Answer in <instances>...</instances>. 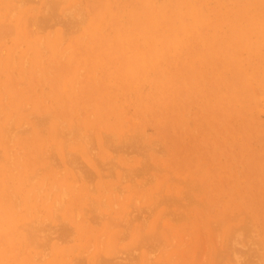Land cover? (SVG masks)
<instances>
[{"label": "rangeland", "instance_id": "1", "mask_svg": "<svg viewBox=\"0 0 264 264\" xmlns=\"http://www.w3.org/2000/svg\"><path fill=\"white\" fill-rule=\"evenodd\" d=\"M17 1L0 2V264H264V0Z\"/></svg>", "mask_w": 264, "mask_h": 264}, {"label": "bare ground", "instance_id": "2", "mask_svg": "<svg viewBox=\"0 0 264 264\" xmlns=\"http://www.w3.org/2000/svg\"><path fill=\"white\" fill-rule=\"evenodd\" d=\"M27 1H28V0H27ZM27 1H26V2H27ZM37 1H38V0H37ZM0 2H1V0H0ZM13 2H14V1H13ZM26 2L24 1V4H25ZM35 2H36V1H35ZM65 2H66V1H65ZM1 3H2V2H1ZM8 3H9V2H8ZM16 3H17V5H19L20 3L23 4V2H21V0H20L19 4H18V1H17ZM52 3H53V2H52ZM57 3H58V2H57ZM63 3H64V2H63ZM63 3H61V4H63ZM2 4H3V3H2ZM5 4H6V3H5ZM22 4H20V5H22ZM24 4H23V5H24ZM35 4H36V3H35ZM37 4H38V2H37ZM44 4H47L46 1H45ZM50 4H51V3H50ZM58 4H59V3H58ZM64 4H65V3H64ZM208 4H209V3H208ZM17 5H16V8H19L20 6H17ZM41 5H42V4H41ZM47 5H48V4H47ZM54 5H56V4H54ZM75 5H76V4H75ZM167 5H168V4H167ZM76 6H77V5H76ZM45 7H46V6H45ZM50 7H51V6H50ZM55 7L58 8L57 5H56ZM72 7H74V6H72ZM1 8H2V7H1ZM14 8H15V6H14ZM46 8H47V7H46ZM57 8H56V10H57ZM71 9H72V8H71ZM0 10H3V9H0ZM11 10H12V12L9 13V14H10V16H13L12 13H13V11L15 12L16 10H15V9H10V11H11ZM40 10H41V9H40ZM46 10H48V9H46ZM56 10H55V11H56ZM76 10H80V7H79V9H76ZM7 11L9 12V9H7ZM51 11H53V10H51ZM65 11H67V10H64V12H65ZM69 11H70V10H69ZM28 12H29V11H28ZM53 12H54V11H53ZM72 12H73V11H72ZM76 12H77V11H76ZM55 13H57V12H55ZM62 13H63V11H62ZM20 14H21V13H20ZM20 14H19V15H20ZM23 14H24V13H23ZM65 14H66V13H65ZM68 14H69V12H68ZM7 15H8V14H7ZM44 15L46 16V14H44ZM49 15H50V14H49ZM190 15H191V14H190ZM17 16H18V15H17ZM41 16H42V15H41ZM58 16H59V15H58ZM61 16H62V15H61ZM68 16H69V15H68ZM74 16H75V15H74ZM78 16H79V15H78ZM187 16H188V15H187ZM38 17H39V16H38ZM42 17H44V16H42ZM49 17H50V16H48L47 18H49ZM51 17H52V16H51ZM65 17H66V16H65ZM0 18H2V17L0 16ZM11 18H12V17H11ZM44 18H45V17H44ZM54 18H55V17H54ZM56 18H57V17H56ZM68 18H69V17H68ZM75 18H76V17H75ZM77 18H78V17H77ZM79 18H80V17H79ZM174 18H175V17H174ZM190 18H191V17H190ZM34 19H35V18H34ZM51 19H52V18H51ZM73 19H74V18H73ZM84 19H85V18H84ZM166 19H167V18H166ZM4 20H5V19H4ZM6 20H7V19H6ZM36 20L39 21V22L41 21L40 19H37V17H36ZM43 20H45V19H43ZM47 20L49 21V19H47ZM47 20H45V22H47ZM54 20H55V19H54ZM71 20H72V19H71ZM74 20H75V19H74ZM167 20H168V19H167ZM26 21H27V20H26ZM32 21H33V20H32ZM32 21H30V20H29V22L27 21V24H26L27 26H26V28H27L30 24H33V23H34L33 25H34L35 27H37V25L35 24L36 21L34 20L33 23H30V22H32ZM60 21H61V20H60ZM72 21H73V20H72ZM81 21H83V20H81ZM129 21H130V19H129ZM107 22H108V21H107ZM28 23H30V24L28 25ZM53 23H54V22H53ZM56 23H57V22H56ZM62 23H63V22H62ZM76 23H77V22H76ZM4 24H5V25H4ZM4 24H3V25H4L3 28L6 27V26H7V27L9 26L8 24L6 25V21L4 22ZM37 24L39 25V23H37ZM45 24L48 25V23H45ZM40 25H41V24H40ZM42 25H44V22H43V21H42ZM42 25H41V26H42ZM49 25H50V24H49ZM61 25H62V24H61ZM64 25H65V24H64ZM77 25H78V24H77ZM12 26H13V25H12ZM12 26L10 25L9 28L12 29V31H13V27H12ZM31 26H32V25H31ZM34 26H33V27H34ZM54 26H55V25H54ZM65 26H66V25H65ZM79 26H80V24H79ZM79 26H78V27H79ZM88 26H89V25H88ZM192 26H193V24H192ZM21 27H22V24H21ZM33 27H32V28H33ZM38 27H40V26H38ZM42 27L45 28V25L42 26ZM69 27H70V26H69ZM0 28H1V26H0ZM9 28H8V29H9ZM32 28H31V29H32ZM52 28H53V27H52ZM61 28H62V27H61ZM10 29H9V30L5 29V30L9 33V31H11ZM39 29H40V28H39ZM48 29H49V28H48ZM129 29H130V28H129ZM2 30H3L4 32H6L4 29H2ZM21 30H22V28H21ZM21 30H20V31H21ZM45 30H46V29H45ZM69 30H70V29H69ZM91 30H93V29L91 28ZM98 30H99V29H98ZM130 30H131V29H130ZM12 31H11V33H12ZM20 31H19V32H20ZM26 31L28 32V29H27ZM29 31H30V30H29ZM31 31H32V30H31ZM31 31L28 32V37H29V33H31ZM38 31H39V30H38ZM42 31H43V30H42ZM42 31H41V32H42ZM4 32H3V33H4ZM49 32H50V30H49ZM67 32H68V31H67ZM69 32H70V31H69ZM130 32H131V31H130ZM8 33H7L6 37L12 35V34H10V33H9V34H10V35H9ZM50 33H51V32H50ZM50 33H49V34H50ZM75 33H76V32H75ZM0 34H2V31L0 32ZM31 34H33V33H31ZM62 34H63V32H62ZM3 35H4V34H3ZM3 35H0V38H1V37L3 38ZM17 35H19V34H17ZM24 35H25V33H24ZM67 35H68V34H67ZM126 35H127V34H126ZM126 35H125V37L128 36V35H127V36H126ZM19 36H20V35H19ZM64 36H65V35H64ZM22 37H24V36H22ZM30 37H31V36H30ZM30 37H29V38H30ZM89 37H90V36H89ZM208 37H209V36H208ZM2 38H1V39H2ZM19 38H20V37H19ZM2 40H3V39H2ZM5 40H6V39H5ZM126 40H127V39H126ZM2 42H3V41H2ZM210 42H211V41H210ZM129 44H130V43H129ZM145 44H146V43H145ZM20 45H21V44H20ZM39 45H42V44H39ZM21 46H22V45H21ZM57 46H58V45H57ZM57 46H56V47H57ZM17 47H18V46H17ZM15 48H16V47H15ZM16 49H17V48H16ZM39 49H40V50H39L40 53H41V50H43V51L45 50V49L42 48V46H41V48L39 47ZM111 49H112V48H111ZM2 50H3V49H2ZM1 52H2V51H1ZM15 52H17V50H16ZM15 52L11 53L10 55L14 56V53H15ZM42 53L44 54L45 52H42ZM16 54H17V53H15V55H16ZM111 56H112V55H111ZM115 56H116V55H115ZM113 57H114V55H113ZM10 58H11V57H10ZM13 58H14V57H12V65L15 64V62H13ZM22 59H23V57H22ZM125 60H126V59H125ZM10 61H11V60H9V63H10ZM26 63H27V62H25V64H26ZM148 63H149V62H148ZM10 64H11V63H10ZM10 64H8V66H10ZM118 64H119V63H118ZM39 65H40V64H39ZM39 65H38V66H39ZM41 67H42V66L40 65L39 68L41 69ZM8 68H9V67H8ZM23 68H24V67H23ZM23 68H22V70H23ZM144 68H145V67H144ZM35 69H36V68H35ZM114 70H116V69H114ZM8 71H9V70H8ZM8 71H7V73H8ZM36 71H37V70H36ZM105 71H106V70H105ZM10 72H11V71H10ZM22 72H23V73H22ZM22 72H21V73L24 75L25 72H24V71H22ZM111 73H112V71H111ZM8 74H9V76H10V73H8ZM11 74L14 76V73H11ZM22 74H20V75H22ZM37 74H38V73H37ZM133 74H134V72H133ZM108 75H109V74H108ZM24 76H25V75H24ZM10 77H11V76H10ZM14 77H15V76H14ZM112 77H113V76H112ZM147 77H148V76H147ZM12 78H13V77H12ZM12 78H11V79H12ZM23 78H24V77H23ZM24 79H25V78H24ZM6 80H7V79H6ZM23 81H24V80H23ZM109 81H110V80H109ZM109 81H107V82H109ZM16 82H17V81H16ZM135 82H136V81H135ZM143 82H144V81H143ZM112 83H113V82H112ZM144 83H145V82H144ZM8 84L10 85L9 82H8ZM17 84H19V83L17 82L16 85H17ZM74 84H75V83H74ZM132 84H135V83L133 82ZM136 84H137V83H136ZM149 84H150V83H149ZM149 84H147V85H149ZM9 85H8V86H9ZM12 85L14 86L13 83H12ZM12 85H11V86H12ZM22 85H23V84H22ZM115 85H116V84H115ZM13 86H12V87H13ZM19 86H20V85H19ZM134 86H135V85H134ZM134 86H133V87H134ZM9 87H10V86H9ZM12 87H11L10 89H12ZM14 87H15V86H14ZM133 87H132V88H133ZM135 87H137V86H135ZM15 88L17 89V87H15ZM115 88H116V87H115ZM132 88H130V89H132ZM150 88H151V87H150ZM156 88H157V87H156ZM133 89H134V88H133ZM139 89H140V88H139ZM151 89H152V88H151ZM0 90H1V89H0ZM119 90H120V89H119ZM10 91H11V90H10ZM131 91H132V90H131ZM142 91H143V90H142ZM146 91H147V90H146ZM1 92H2V90H1ZM117 92H118V91H117ZM149 92H150V91H149ZM1 94H2V93H1ZM4 94H5V93H4ZM129 94H130V93H129ZM257 94H258V93H257ZM2 95H3V94H2ZM132 95H133V94H131V96H132ZM136 95H137V94H136ZM102 97H103V96H102ZM3 98H4V97H3ZM3 98H1V99H3ZM129 99H130V98H129ZM132 100H133V99H132ZM3 102H4V101H3ZM42 102H43V100H42ZM44 102H45V101H44ZM28 103H29V102H28ZM5 104H6V103H5ZM24 105H25V104H24ZM24 105H23V106H24ZM21 106H22V104H21ZM21 106H20V107H21ZM26 106H27V105H26ZM26 106H24V107H26ZM2 107H3V104H2ZM4 107H5V105H4ZM27 107H28V106H27ZM27 107L25 108V110H27ZM7 108H8V107H5V109H7ZM3 109H4V108H3ZM3 109H2V110H3ZM149 111H150V110H149ZM43 115H44V114H43ZM43 115H42V117H40L41 119L43 118ZM45 115H48V114L45 113ZM185 115H186V114H184V116H185ZM33 116H34V115H33ZM121 116H122V115H121ZM44 117L47 118V120H48V116H47V117L44 116ZM185 117H186V116H185ZM12 118H13V117H12ZM49 118H50V116H49ZM130 118H131V117H130ZM252 118H253V117H252ZM53 119H54V118H53ZM10 120H11V119H10ZM10 120H9L8 122H10ZM22 123L24 124V121H23ZM22 123H21V127L23 126ZM47 123H48V122H47ZM58 123H59V124H58ZM58 123H57V124L60 125V121H59V120H58ZM42 124H45V123L42 122ZM61 124H63V123H61ZM189 124H190V123H189ZM7 125H8V124H7ZM7 125H6V126H7ZM46 125H47V124H45L44 126H46ZM6 126H4V128H5ZM11 126H12V125L9 126L10 129H8V130H11V128L13 127V126H12V127H11ZM40 126H41V125H40ZM190 126H191V125H190ZM21 127H20V128H21ZM177 127H178V126H177ZM259 127H260V126H259ZM4 128H1V130H3ZM28 128H29V127H28ZM6 129H7V128H5V132L7 131ZM12 129H13V128H12ZM25 129H26V126L24 127V130H25ZM29 129H30V128H29ZM57 129H59V127H57ZM64 129H65V128H64ZM64 129H63V132L65 133L66 131H65ZM15 130H16V129H15ZM17 130H19V129H17ZM17 130H16V131H17ZM20 130H21V129H20ZM22 130H23V129H22ZM27 130H28V129H27ZM70 130H71V129H70ZM12 131H13V130H12ZM25 131H26V130H25ZM25 131H24V132H25ZM28 131H29V130H28ZM72 131L75 132L74 128H72ZM88 131H89V130H88ZM126 131H127V129H126ZM2 132H3V131H2ZM8 132H9V131H8ZM8 132H7V133H8ZM10 132H11V131H10ZM51 132H52V131H51ZM56 132H57V133L59 132L58 135L62 134V135H60V136L63 137L64 134H63V133H60V129H59V131L56 130ZM68 132H69V131H68ZM127 132H128V131H127ZM12 133H13V132H12ZM16 133H18V131H17ZM26 133H27V132H26ZM28 133H29V132H28ZM28 133H27V134H28ZM72 133H73V132H72ZM72 133H70V134H72ZM76 133H77V132H76ZM76 133H75V134H76ZM10 134H11V133H9V135H10ZM18 134H19V133H18ZM66 134H68V133L66 132ZM75 134H74V137L77 138V136H76ZM79 134H80V133H79ZM88 134H89V132H88ZM103 134H104V133H102V135H103ZM144 134H145V133H144ZM144 134H143V137H144ZM4 135H6V134L4 133ZM9 135H6V136L9 137V140H11V139H14V138H15V135H16V134H15L14 136H9ZM12 135H13V134H12ZM21 135H22V134H21ZM24 135H25V134H24ZM38 135H39V134H38ZM40 135H41V134H40ZM68 135H69V134H68ZM68 135H67V136H68ZM72 135H73V134H72ZM77 135H78V133H77ZM107 135H108V134H107ZM109 135H110V134H109ZM109 135H108V136H109ZM42 136H43V135H42ZM67 136L64 135V137H66V138H67ZM131 136H132V135H131ZM8 137H6V138H8ZM10 137H14V138H10ZM43 137H44V138H43ZM43 137H42V138H43V141H44L46 136H43ZM56 137H57V135H56ZM58 137H59V136H58ZM72 137H73V136H72ZM121 137H122V136H121ZM90 138H91V136H90ZM122 138H123V137H122ZM139 138H140V137H139ZM86 139H87V138H86ZM91 139H92V138H91ZM135 139H136V138H135ZM140 139H141V138H140ZM62 140H63V139H62ZM68 140H69V139H68ZM68 140H67V141H68ZM87 140H88V139H87ZM121 140L123 141V139H121ZM142 140H143V139H142ZM13 141H14V140H13ZM63 141H64V140H63ZM65 141H66V140H65ZM79 141H81V140L79 139ZM89 141H90V140H89ZM122 141H121V142H122ZM137 141H138V140H137ZM139 141H140V140H139ZM258 141H259V140H258ZM260 141H261V140H260ZM68 142H69V141H68ZM10 143H11V142H10ZM65 143H67V142H65ZM82 143H83V142H82ZM92 143H93V140H92L90 146H92ZM124 143H125V142H124ZM124 143H123V144H124ZM133 143H134V142H133ZM136 143L138 144V142H136ZM44 144H46V141H45ZM103 144H104V143H103ZM119 144H120V143H119ZM125 144H126V143H125ZM256 144H257V143H256ZM46 145H47V144H46ZM62 145H63V144H62ZM83 145H84V143H83ZM52 146H53V145H52ZM106 146L108 147V145H106ZM106 146H104V147H106ZM111 146H113V145H111ZM117 146H118V145H117ZM125 146H126V145H125ZM137 146H138V145H137ZM142 146H143V145H142ZM43 147H44V146H43ZM63 147H64V146H63ZM63 147H62V148H63ZM107 147H106V148H107ZM120 147H121V146H120ZM138 147H139V146H138ZM45 148H46V147H45ZM84 148H85V150L89 149L88 147H87V149H86V146H85V145H84ZM116 148H117V147H116ZM116 148H115V149H116ZM124 148H125V147H124ZM48 149H51V150H52L53 148L50 146ZM64 149H65V147H64ZM107 149H108V148H107ZM121 149H122V148H121ZM139 149H141V152H142L143 149L145 150V148L142 149V147L139 148ZM139 149H138V150H139ZM38 150H39V149H38ZM62 150H63V149H62ZM108 150H110V148H109ZM118 150H119V147H118ZM63 151H64V153H65V150H63ZM63 151H62V152H63ZM115 151H116V150H115ZM120 151H121V150H120ZM123 151H124V150H123ZM145 151H146V150H145ZM158 151H159V150H158ZM0 152H1V151H0ZM52 152H53V151L50 152V155H51ZM93 152H94V150H93ZM141 152H140V153H141ZM143 152H144V151H143ZM66 153H67V152H66ZM147 153H148V152H147ZM160 153H163V152H160ZM0 154H1V153H0ZM90 154H91V153H90ZM114 154H115V153H114ZM116 154H117V153H116ZM126 154H127V151H126ZM128 154L130 155V153H128ZM141 154H142V153H141ZM143 154H145V153H143ZM8 155H9V153H8ZM54 155H55V154H54ZM64 155H65V154H64ZM94 155H95V153H94ZM137 155H138V153H137ZM65 156H66V155H65ZM73 156H75V155H73ZM76 156H77V155H76ZM92 156H93V154H92ZM92 156H91V158H92ZM138 156H139V155H138ZM144 156H145V155H144ZM146 156H148V155H146ZM8 157H10V155H9ZM48 157H49V156H48ZM89 157H90V156H89ZM125 157H126V155H125ZM50 158H52V157H50ZM53 158H54V157H53ZM53 158H52V159H53ZM70 158H72V157L70 156ZM75 158H76V157H75ZM75 158H74V159H75ZM78 158H79V156H78ZM78 158H77V160H78ZM140 158H141V157H140ZM10 159H11V158H9V160H10ZM35 159H37V157H36ZM55 159H56V158H55ZM55 159H54V160H55ZM66 159H67V156H66ZM72 159H73V158H72ZM79 159H80V158H79ZM92 159H93V158H92ZM111 159H112V158H111ZM115 159H116V157H114L113 162L115 161ZM144 159H146V158H144ZM70 160H71V159H70ZM125 160H127V159L125 158ZM148 160H149V159H147L146 161L149 162ZM10 161H11V160H10ZM56 161L58 162V160H56ZM75 161H76V160H75ZM92 161H93V160H92ZM109 161H110V160H109ZM130 161H131V160H130ZM130 161H129V162H130ZM65 162H66V161H65ZM65 162H64V163H65ZM77 162H78V161H77ZM111 162H112V160H111ZM113 162H112V163H113ZM147 162H145V163H147ZM8 163H9V161H8ZM8 163H7V164H8ZM58 163H59V162H58ZM79 163L81 164V163H83V162L80 161ZM108 163H109V162H107V164H108ZM112 163H111V164H112ZM114 163H116V161H115ZM65 164H66V163H65ZM72 164H73V163H72ZM75 164H76V162H75ZM94 164H95V163H94ZM109 164H110V163H109ZM111 164H110V165H111ZM140 164H141V163H140ZM55 165H56V164H55ZM59 165H60V164H59ZM59 165H58V166H59ZM67 165H68V164H67ZM82 165H83V164H82ZM113 165H115V164H113ZM75 166H76V165H75ZM77 166H78V165H77ZM96 166H97V165H96ZM111 166H112V165H111ZM202 166H203V165H202ZM11 167H12V166H11ZM56 167H57V166H56ZM56 167H55V168H56ZM79 167H80V166H79ZM84 167H87V166H84ZM84 167L82 166V168H84ZM98 167H99V166H98ZM98 167H96V168H98ZM116 167H117L118 169H120L118 166H116ZM116 167H115V168H116ZM148 167L151 168L152 166H148ZM58 168H59V167H57L56 169H58ZM70 168H71V167H70ZM107 168H108V167H107ZM109 168L111 169V167H109ZM121 168H122V167H121ZM142 168H143V167H142ZM150 168H148V169H150ZM165 168H166V167H165ZM45 169H46V168H45ZM71 169H72V168H71ZM73 169H75L74 164H73ZM76 169H78V167H76ZM76 169H75V170H76ZM98 169H99V168H98ZM100 169H101V168H100ZM100 169H99V170H100ZM110 169H109V170H110ZM113 169H114V168H112V170H113ZM122 169H123V168H122ZM136 169H137V168H136ZM140 169H141V168H140ZM140 169H139V170H140ZM145 169H146V168H145ZM155 169H156V168H155ZM155 169H154V170H155ZM169 169H170V168H169ZM171 169H172V168H171ZM207 169H208V168H207ZM42 170H44V168H43ZM120 170H121V169H120ZM120 170H119V171H120ZM134 170H135V169H134ZM134 170L132 169V172H134V174H135L136 171H134ZM152 170H153V169H152ZM152 170H151V171H152ZM158 170H159V168H158ZM160 170L162 171L163 169H160ZM164 170H165V169H164ZM164 170H163V171H164ZM213 170H214V169H213ZM58 171L60 172V170H58ZM76 171H77V170H76ZM76 171H75V173H76ZM78 171L80 172V170H78ZM103 171H104V170H103ZM125 171L127 172L128 170H125ZM129 171H130V170H129ZM129 171H128V172H129ZM143 171H144V169H143ZM156 171H157V170H156ZM163 171H162V172H163ZM198 171H200V170L198 169ZM61 172H62V171H61ZM100 172H101V174H103L102 171H100ZM100 172H99V174H100ZM109 172H110V171H109ZM111 172H112V171H111ZM121 172H122V171H121ZM126 172H125V173H126ZM130 172H131V171H130ZM140 172H141V171H140ZM159 172H160V171H159ZM165 172L168 173L169 171H165ZM170 172H171V171H170ZM213 172H214V171H213ZM73 173H74V170H73ZM81 173H84V172H80V174L77 172V175L75 174V176H77V178H78L79 175H81ZM85 173H86V171H85ZM85 173H84V174H85ZM137 173H138V172H137ZM144 173H145V172H144ZM195 173H196V172H195ZM195 173H194V174H195ZM202 173H203V172H202ZM87 174H88V173H87ZM90 174H91V173H90ZM90 174H89V175H90ZM121 174H122V173H121ZM126 174H127V173H126ZM134 174L132 173V176H134ZM147 174H148V173H147ZM147 174H146V175H147ZM34 175H35V173H34ZM34 175H33V177H34ZM85 175H86V174H85ZM85 175H84V176H85ZM122 175H123V174H122ZM128 175H129V174H128ZM137 175H138V174H137ZM140 175H141V173H140ZM146 175H144V176H146ZM35 176L37 177V175H35ZM100 176H101V175H100ZM103 176H104V175H103ZM103 176H102V177H103ZM106 176H107V175H106ZM124 176H125V175H124ZM132 176H131V177H132ZM149 176H150V175H149ZM149 176H147V177H145V178L147 179ZM151 176H152V175H151ZM168 176H169V175H168ZM29 177H30V176H28V178H29ZM31 177H32V176H31ZM36 177H35V178H36ZM81 177H82V176H81ZM90 177H91V176H90ZM95 177H96V176H95ZM102 177H101V179H103ZM135 177H136V174H135ZM170 177H172V176H170ZM213 177H214V176H213ZM28 178H27V179H28ZM83 178H85V177H83ZM87 178H89V177L86 176V179H85L86 181H88V180L91 181V178H92V177L89 178L88 180H87ZM93 178H94V174H93ZM108 178H109V177H108ZM120 178H122V176H121ZM123 178H124V177H123ZM133 178H134V177H133ZM141 178H142V177H141ZM149 178H150V177H149ZM168 178H169V177H168ZM30 179H31V178H30ZM78 179L81 180V178H78ZM111 179H114V178H111ZM139 179H140V178H139ZM143 179H144V178H143ZM153 179H154V178H153ZM172 179H173V178H172ZM203 179H204V178H203ZM206 179H207V178H206ZM28 180H29V179H28ZM32 180H33V182H34L35 179L33 178V179H31L30 181L32 182ZM114 180H115V179H114ZM122 180H124V179H122ZM147 180H148V179H147ZM147 180H146V181H147ZM149 180H150V179H149ZM170 180H171V179H170ZM173 180H174V179H173ZM173 180H172V182H173ZM175 180H176V179H175ZM178 180L181 181L180 179H178ZM178 180H177L176 182H174V183H177V184H178V182H179ZM9 181H10V180H9ZM30 181H29V182H30ZM76 181H77V180H75V183H76ZM86 181H85V182H86ZM93 181H94V180H93ZM93 181H92V182H93ZM120 181H121V180H120ZM120 181H119V182H120ZM125 181H126V180H125ZM139 181H140V180H139ZM144 181H145V180H144ZM190 181L192 182V180H190ZM193 181H194V180H193ZM27 182H28V181H27ZM31 182H30V183H31ZM88 182H89V181H88ZM88 182H86V183H88ZM185 182H186V181L184 180V182H182V183L179 182V183H180V184H183V183H185ZM191 182H190V183H191ZM194 182H195V181H194ZM24 183H25V181H24ZM24 183H23V184H24ZM75 183H74V185H73L72 187L75 186ZM89 183H91V182H89ZM142 183H143V182H142ZM142 183H141V184H142ZM157 183H158V182H156V184H157ZM190 183L188 182V186H189ZM196 183H198V182L196 181ZM196 183H195V184H196ZM221 183H222V181H221ZM33 184H34V183H33ZM134 184H135V183H134ZM134 184H133V182H132V184H130V185H131L130 187H132V185H134ZM141 184H140V185H141ZM162 184H163V183H162ZM195 184H193V185H195ZM223 184H224V183H223ZM92 185H93V183H92ZM95 185H96V184H95ZM183 185H184V184H183ZM198 185H199V184H198ZM198 185H197V186H198ZM42 186H43V185H42ZM88 186H89V187H87V189L90 188L91 185L88 184ZM135 186H136V185H135ZM137 186H139V185H137ZM137 186H136V187H137ZM141 186H142V185H141ZM141 186H139V187H141ZM163 186H164V185H163ZM223 186H224V185H223ZM130 187H129V188H130ZM139 187H138V189H139ZM142 187H144V185H143ZM142 187H141V188H142ZM195 187H196V186H194V188H195ZM52 188L54 189L55 187L53 186ZM91 188L93 189V187H91ZM114 188H115V187H114ZM141 188H140V189H141ZM161 188H162V185H161ZM186 188H187V187H186ZM189 188H191V187H189ZM199 188H200V187H199ZM202 188H203V187H202ZM226 188H227V187H226ZM6 189H7V188H6ZM40 189H41V188H40ZM40 189H39V190H40ZM62 189H63V187H62ZM62 189H61V191H62ZM116 189H117V188H116ZM133 189H134V187H133ZM142 189H143V188H142ZM192 189H193V187H192ZM222 189H223V188H222ZM7 190H10V188L7 189ZM113 190H114V189H113ZM184 190H185V189H184ZM189 190H191V189H189ZM225 190H226V189H225ZM5 191H6V190H4V192H5ZM51 191H52V189H51ZM88 191H89V190H88ZM142 191H143V190H142ZM220 191H221V190H220ZM229 191H231V189H229ZM38 192H39V191H38ZM183 192H184V191H183ZM188 192H189V191H188ZM191 193H192V192H191ZM198 193H199V192H198ZM36 194H37V193H36ZM63 194H64V193H63ZM63 194H61V195L63 196ZM88 194H89V193H88ZM91 194H92V193H91ZM9 195H11V194H9ZM9 195H8V196H9ZM12 195H13V194H12ZM59 195H60V194H59ZM64 195H65V194H64ZM67 195H68V194H67ZM67 195H65L64 198L67 197ZM110 195H111V194H110ZM28 196H29V195H28ZM47 196H48V195H47ZM62 196H61V197H62ZM168 196H169V195H168ZM3 197H4V196H3ZM5 197H6V196H5ZM17 197H18V196H17ZM37 197H38V196H37ZM37 197H36V199H37ZM12 198H13V196H12ZM88 198H89V197H88ZM88 198H87V200H88ZM101 198H102V197H101ZM142 198H143V197H142ZM186 198H187V197H186ZM189 198H191V197H189ZM10 199H11V198H10ZM15 199H16V198H15ZM59 199H60V198H59ZM112 199H113V198H112ZM112 199H111V200H112ZM168 199H169V198H168ZM3 200L5 201L4 198H3ZM11 200L13 201V199H11ZM16 200H17V199H16ZM27 200H28V198H27ZM61 201H62V200H61ZM100 201H102V200H100ZM156 201L158 202V200H156ZM184 201H185V200H184ZM233 201H234V200H233ZM15 202L17 203V201H14V203H15ZM20 202H21V201H20ZM178 202H179V201H178ZM16 203H15V206H16ZM55 203H56V202H55ZM93 203H94V202H93ZM99 203H100V202H99ZM159 203H160V202H159ZM159 203H158V204H159ZM190 203H192V202H190ZM196 203H197V202H196ZM234 203H235V201H234ZM44 204H45V203H44ZM58 204H59V203H58ZM88 204H89V201H88ZM175 204H176V203H175ZM56 205H57V204H54V206H56ZM59 205H60V204H59ZM86 205H87V204H86ZM102 205H103V204H102ZM200 205H201V204H200ZM15 206H13V207H15ZM54 206H53V207H54ZM87 206H90V205H87ZM91 206H92V205H91ZM95 206H96V205H95ZM95 206H94V208H95ZM100 206H101V203H100ZM151 206H152V205H151ZM177 206H178V205H177ZM195 206H196V205H195ZM16 207H17V206H16ZM57 207H58V205H57ZM60 207H61V206H60ZM60 207H58V211H59L60 209L62 210V208H60ZM103 207H104V206H103ZM114 207L116 208L115 205H114ZM127 207H128V206H127ZM89 208H90V210H91V207H88V209H89ZM96 208H97V210H98V207H96ZM101 208H102V207H101ZM105 208H107V207H105ZM112 208H113V207H112ZM153 208H154V207H153ZM197 208H198V207H197ZM15 209H17V208H15ZM53 209H54V208H53ZM17 210H18V209H17ZM74 210H75V209H74ZM82 210H83V209H82ZM92 210H93V209H92ZM92 210H91V211H92ZM94 210H96V209H94ZM97 210H96V212H98ZM137 210H138V209H137ZM62 211H63V210H62ZM112 211H113V210H112ZM134 211H135V210H134ZM24 212H25V211H24ZM74 212H75V211H73V213H74ZM93 212H95V211H93ZM131 212H132V211H131ZM135 212H136V211H135ZM53 213H54V212H53ZM75 213L77 214V212H75ZM75 213H74V216H73V217H76V214H75ZM55 214H56V213H55ZM57 214H58V213H57ZM125 214H126V213H125ZM84 215H85V214H84ZM97 215H98V214H97ZM101 215H102V214H101ZM110 215H111V214H110ZM130 215H131V214H130ZM155 215H156V214H155ZM25 216H27V215H25ZM57 216H58V215H57ZM77 216H78V215H77ZM99 216H100V215H99ZM104 216H106V215H104ZM132 216H133V215H132ZM163 216H164V215H163ZM182 216H183V215H182ZM106 217H107V216H106ZM106 217H104V219H105ZM11 218H12V217H11ZM56 218H58V217H56ZM132 218H134V217H132ZM59 219H60V217H59ZM73 219H74V218H73ZM94 219H95V218H94ZM99 219H100V218H98L97 221H99ZM44 220H45V219H44ZM74 220H75V219H74ZM121 220H122V219H121ZM136 220H137V219H136ZM142 220H143V219H141V221H142ZM63 221H64V220H63ZM63 221H62V222H63ZM75 221H76V220H75ZM113 221H114V220H113ZM244 221H245V220H244ZM249 221H250V220H249ZM0 222H1V221H0ZM32 222H33V221H32ZM60 222H61V221H58V224H61V223H62V222H61V223H60ZM64 222H65V221H64ZM66 222H67V221H66ZM66 222H65V223H66ZM100 222H101V221H100ZM106 222H107V221H106ZM111 222H112V219H111V221H110V225L112 226ZM116 222H118V221L115 219V223H116ZM173 222H174V221H173ZM10 223H11V226H12V222H10ZM65 223H64V224H65ZM113 223H114V222H113ZM29 224H31V223H29ZM29 224H28V225H29ZM107 224H108V223H107ZM118 224H119V223H118ZM4 225H5V224H4ZM8 225H9V223H8ZM28 225H25V226H28ZM110 225H109V227H110ZM114 225H116V224H114ZM127 225H128V224H127ZM127 225H126V226H127ZM158 225H160V223H159ZM248 225H249V224H248ZM250 225H251V224H250ZM2 226H3V225H2ZM25 226H24V227H25ZM44 226H45V225H44ZM122 226L124 227V225H122ZM8 227H9V226H8ZM18 227H19V226H18ZM31 227H33V226H31ZM31 227L29 226V228H31ZM34 227H35V226H34ZM34 227H33V228H34ZM61 227H62V226H61ZM63 227H64V225H63ZM63 227H62V228H63ZM66 227H67V228L69 227V226H67V223H66ZM66 227H65V228H66ZM114 227H115V226H114ZM141 227H144V226H141ZM33 228H32V229H33ZM37 228H38V227H36V229H37ZM39 228H40V227H39ZM39 228L37 229V232L40 231L41 228H40V229H39ZM42 228H43V227H42ZM59 228H60V227H59ZM69 228H70V227H69ZM71 228H72V227H71ZM110 228H111V227H110ZM125 228H126V227H125ZM144 228H145V227H144ZM155 228H157V227H155ZM25 229H26V228H25ZM128 229H129V228H128ZM17 230H18V229H17ZM71 230L73 231V228H72ZM28 231H29V230H28ZM30 231H31V230H30ZM68 231H69V229H68ZM72 231H71V232H72ZM164 231H165V229H164ZM26 232H27V231H26ZM34 232H35V231H34ZM42 232L46 235V233H45L44 231H42ZM42 232H41V233H42ZM122 232H123V231H122ZM157 232H158V231H157ZM2 233H3V232H2ZM16 233H17V232H16ZM27 233H29V232H27ZM35 233H36V232H35ZM35 233H33V234L36 235L37 233H36V234H35ZM39 233H40V232H39ZM73 233H74V232H73ZM73 233H71V234H73ZM159 233H160V232H159ZM164 233H165V232H164ZM13 234H14V233L12 232L11 235H13ZM29 234H30V233H29ZM29 234H28V235H29ZM44 234H43V235H44ZM69 234H70V233H69ZM71 234H70L69 236H71ZM245 234H246V233H245ZM1 235H2V234H1ZM1 235H0V236H1ZM11 235H10V236L8 235V236L11 237ZM51 235H52V234H50V236H51ZM56 235H57V234H56ZM56 235H55V237H56ZM153 235H154V234H153ZM169 235H170V234H169ZM214 235H215V234H214ZM6 236H7V235H6ZM52 236H53V235H52ZM52 236H51V238H52ZM69 236H66V237H69ZM119 236H120V235H119ZM3 237H4V235H3ZM3 237L1 236V238H3ZM12 237H13V236H12ZM40 237H42V236L39 235V238H40ZM47 237H48V236H47ZM53 237H54V236H53ZM64 237H65V236H64ZM145 237H146V236H145ZM147 237H149V236L147 235ZM151 237H152V236H151ZM155 237H156V236H155ZM1 238H0V241L2 240ZM14 238H15V236H14ZM14 238H13V240H12V239H11V240L14 241ZM42 238H43V237H42ZM4 239L6 240V238H4ZM40 239H41V238H40ZM52 239H53V238H52ZM65 239H66V238H65ZM68 239H69V238H68ZM100 239H101V238H100ZM115 239H116V238H115ZM148 239H149V238H148ZM46 240H47V239H46ZM26 241H27V242H26L27 245L30 246L31 243H30L29 239L26 240ZM50 241H51V240H50ZM63 241H64V238H63ZM66 241H67V240H65V242H66ZM101 241H102V240H101ZM120 241H121V240H120ZM123 241H124V240H123ZM2 242L5 243L6 241L2 240ZM2 242H0V245H1V246H2ZM28 242H29V244H28ZM69 242H70V241H69ZM89 242H90V241H89ZM121 242H122V241H121ZM148 242H149V241H148ZM48 243H49V242H48ZM56 243H57V242H56ZM116 243H117V241H116ZM116 243H115V244H116ZM140 243H141V242H140ZM43 244H44V243H43ZM43 244H42V245H43ZM45 244H46V243H45ZM54 244H55V243H54ZM54 244H53L52 246H54ZM138 244H139V243H138ZM90 245H91V243H90ZM136 245H137V244H136ZM156 245H157V244H156ZM161 245H162V244H161ZM3 246H5V244H3ZM3 246H2V247H3ZM28 246H27V248H28ZM34 246H35V245H34ZM38 246H39V245H38ZM98 246H99V245H98ZM115 246H116V245H115ZM138 246H139V245H138ZM39 247H40V249L42 248L41 244H40ZM88 247H89V246H88ZM91 247H92V246H91ZM134 247H135V246H134ZM134 247H133V248H134ZM142 247H143V246H142ZM150 247H151V246H150ZM13 248H14V247H13ZM35 248H36V247H34V248L32 247V249H35ZM139 248H141V247H138L137 250H138ZM152 248H153V247H152ZM156 248H157V247H156ZM98 249H99V248H98ZM131 249H132V248H131ZM131 249H130V250H131ZM165 249H166V248H165ZM0 250H1V247H0ZM4 250H7V249L5 248ZM41 250H42V249H41ZM41 250H40V251H41ZM135 250H136V249H135ZM155 250H156V249H155ZM12 251H13V250H12ZM20 251H21V250H20ZM22 251H23V249H22ZM38 251H39V248H38ZM132 251H133V249H132ZM151 251H152V250H151ZM3 252H4V251H3ZM46 252L48 253V251H46ZM46 252H45V253H46ZM125 252H126V251H125ZM127 252H128V251H127ZM130 252H131V251H130ZM135 252H138V251H135ZM13 253H14V252H13ZM23 253L25 254L26 252H23ZM41 253H43V252H40L39 255H40ZM86 253H87V252H86ZM123 253H124V251H123ZM8 254H9V252H8ZM21 254H22V253H20V255H21ZM37 254H38V253H37ZM43 254H44V253H43ZM99 254H100V253H99ZM99 254H98V255H99ZM126 254H127V253H126ZM145 254H146V253H145ZM63 255H64V254H63ZM100 255H101V254H100ZM128 255L132 257L133 254L130 255V253H129ZM137 255H138V253H137ZM14 256H17L16 258L18 259V255H14ZM14 256H13V258H14ZM26 256H27V254H26ZM36 256H37V255H36ZM40 256H41V255H40ZM40 256H39V257L37 256V258H40ZM46 256H47V255H46ZM46 256H45V257H46ZM124 256H125V255H124ZM146 256H148V255L146 254ZM34 257H35V256H33V258H34ZM63 257H64V256H63ZM126 257L128 258V260H129V259H132L131 257H128V256H126ZM135 257H136V256H135ZM26 258L28 259V257H26ZM82 258H83V257H81V259H82ZM96 258H97V257H96ZM110 258H111V257H110ZM110 258H109V259H110ZM127 258H126V259H127ZM219 258H221V257H219ZM1 259H2V258H1ZM34 259H35V258H34ZM41 259H42V257H41ZM75 259H77V258H75ZM75 259H73V260L75 261ZM102 259H103V258H102ZM113 259H114V258H113ZM136 259H137V257H136ZM138 259H139L140 264H145V263H146V264H149V263H148L149 260H148L147 258H145V255L142 254V253L140 254V256H139ZM138 259L136 260L137 262H138ZM14 260H15V258H14ZM35 260L37 261V259H35ZM97 260H98V259H97ZM99 260H101V259H99ZM107 260H108V259H107ZM146 260H148V261H146ZM10 261H11V260H10ZM40 261H42V260H38V262H40ZM83 261H84V260H83ZM132 261H135V260H129V263L132 262ZM136 261H135V262H136ZM14 262H15V261H14ZM14 262H13V263H14ZM71 262H72V260H71ZM105 262H108V261H105ZM11 263H12V262H11ZM48 263H49V262H48ZM80 263H82V262H80ZM100 263L105 264V263H103V261H101ZM108 263H109V264H110V263H112V264H113V263L121 264L119 261H116V262H115V260H114L113 262L110 261V262H108ZM108 263H106V264H108ZM72 264H73V262H72ZM75 264H76V263H75ZM97 264H98V263H97ZM134 264H135V263H134ZM219 264H220V263H219ZM234 264H235V263H234Z\"/></svg>", "mask_w": 264, "mask_h": 264}]
</instances>
